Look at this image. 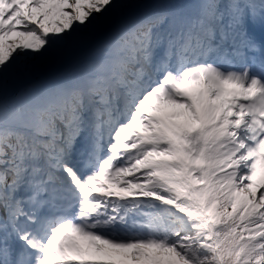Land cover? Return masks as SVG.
Masks as SVG:
<instances>
[{
  "label": "snow or ice",
  "instance_id": "6c2138e0",
  "mask_svg": "<svg viewBox=\"0 0 264 264\" xmlns=\"http://www.w3.org/2000/svg\"><path fill=\"white\" fill-rule=\"evenodd\" d=\"M0 264H264V0H0Z\"/></svg>",
  "mask_w": 264,
  "mask_h": 264
}]
</instances>
